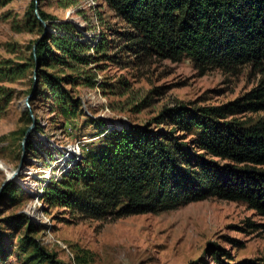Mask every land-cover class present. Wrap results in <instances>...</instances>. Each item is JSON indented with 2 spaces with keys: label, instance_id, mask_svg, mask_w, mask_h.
I'll list each match as a JSON object with an SVG mask.
<instances>
[{
  "label": "rangeland",
  "instance_id": "374dc122",
  "mask_svg": "<svg viewBox=\"0 0 264 264\" xmlns=\"http://www.w3.org/2000/svg\"><path fill=\"white\" fill-rule=\"evenodd\" d=\"M38 10L46 21L40 19ZM123 27L102 0H0V60L13 70L25 69L2 84L10 90L11 99L0 115V163L5 167L0 169V196L7 184L13 195L0 197V253L9 256L0 264H48L40 261L34 243L54 264H189L199 260L216 264L215 254L228 264L264 259V217L243 203L210 198L168 212L75 222L63 209L49 208L41 200L46 180L73 160L68 153L75 151L72 146L78 144L81 155L86 154L109 129L145 125L164 108L179 104L223 105L257 84L259 75L248 67L237 74L218 69L201 73L186 59L180 63L136 60L122 50L124 43L114 34ZM50 32L89 48L102 40L113 42V48L87 53L95 59L88 67L93 87L76 84L71 90L63 85L79 100L71 117L52 113L51 100L44 97L29 101L37 69L30 54L36 41ZM40 69L57 76L70 74L67 70L57 73L59 68ZM263 118L262 112L235 117L247 125ZM29 128L23 152L22 140ZM8 217H16L21 224L5 223Z\"/></svg>",
  "mask_w": 264,
  "mask_h": 264
},
{
  "label": "trees",
  "instance_id": "16d2710c",
  "mask_svg": "<svg viewBox=\"0 0 264 264\" xmlns=\"http://www.w3.org/2000/svg\"><path fill=\"white\" fill-rule=\"evenodd\" d=\"M102 2L124 25L114 34L124 43L122 50L136 60L180 63L186 59L201 73L218 69L237 74L248 67L259 79L248 93L226 104H179L164 108L145 125L109 129L61 179L43 186L41 200L49 208L63 209L75 222L168 212L210 198L243 203L264 217V118L252 125L235 119L264 113V0ZM38 14L46 21L44 13L38 10ZM62 27L76 32L69 24ZM112 43L102 40L89 48L75 39L46 33L30 54L37 69L29 101L44 97L51 100L52 113L71 117L79 107L71 90L76 84L94 86L88 67L95 59L87 53L91 49L98 54L113 48ZM41 67L70 74L57 76ZM17 68L0 60V115L11 99L2 84L25 70ZM10 185L1 198H11ZM18 220L8 217L4 222L14 226ZM1 233L0 227V246ZM33 249L41 262L54 264L37 244ZM218 256L216 264H228ZM8 257L1 251L0 260ZM200 263L205 264L203 260L189 264ZM239 264H264V259Z\"/></svg>",
  "mask_w": 264,
  "mask_h": 264
},
{
  "label": "built area",
  "instance_id": "2783aa9c",
  "mask_svg": "<svg viewBox=\"0 0 264 264\" xmlns=\"http://www.w3.org/2000/svg\"><path fill=\"white\" fill-rule=\"evenodd\" d=\"M72 146V145H71ZM74 149H75V151H73L72 153H70V154H72V158H73V160H71V161H67L68 163L67 164H65V166H64V168L61 170V168H58L60 171H58V173H56V175H55V177L54 176H51L50 178H48L46 181L47 182H49V180H51L52 178V180H54V181H58L59 179H61V175H63V174H65V172L68 170V168H70V166L73 164V163H75L76 161H78L79 159H80V157H81V152H80V149H79V146H78V144H76L75 146H72ZM59 163V162H58ZM57 164V163H56ZM62 166V165H61ZM51 168H52V165H51ZM45 179V178H44ZM41 193H42V191H41Z\"/></svg>",
  "mask_w": 264,
  "mask_h": 264
},
{
  "label": "water",
  "instance_id": "95a60500",
  "mask_svg": "<svg viewBox=\"0 0 264 264\" xmlns=\"http://www.w3.org/2000/svg\"><path fill=\"white\" fill-rule=\"evenodd\" d=\"M38 17V15H37ZM32 116V115H31ZM31 131V128H29L26 133H25V137L23 138L22 140V150L23 152L25 151V146H26V142H27V138H28V135H29V132ZM21 168V164L18 166V169L16 172H18V170ZM16 172H14L11 176L7 177L6 181L4 182L3 186H5L10 180L13 179V176L16 174Z\"/></svg>",
  "mask_w": 264,
  "mask_h": 264
},
{
  "label": "bare ground",
  "instance_id": "6f19581e",
  "mask_svg": "<svg viewBox=\"0 0 264 264\" xmlns=\"http://www.w3.org/2000/svg\"><path fill=\"white\" fill-rule=\"evenodd\" d=\"M0 169L5 170V167L3 166L2 163H0Z\"/></svg>",
  "mask_w": 264,
  "mask_h": 264
}]
</instances>
